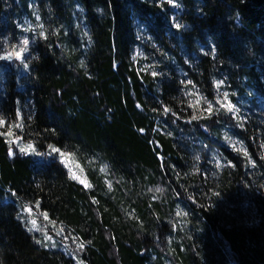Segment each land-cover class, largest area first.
<instances>
[{"label": "trees", "instance_id": "16d2710c", "mask_svg": "<svg viewBox=\"0 0 264 264\" xmlns=\"http://www.w3.org/2000/svg\"><path fill=\"white\" fill-rule=\"evenodd\" d=\"M178 1L171 29L154 0H0V37L31 8L43 27L19 67L0 65V264H77L6 190L76 237L87 264H264V108L254 99L236 123V147L215 136L229 114L207 111L220 81L264 97V0ZM142 43L154 65L135 59ZM9 124L42 160L11 152Z\"/></svg>", "mask_w": 264, "mask_h": 264}, {"label": "rangeland", "instance_id": "374dc122", "mask_svg": "<svg viewBox=\"0 0 264 264\" xmlns=\"http://www.w3.org/2000/svg\"><path fill=\"white\" fill-rule=\"evenodd\" d=\"M156 4L167 9V13L169 16V24L171 29H177L180 26L179 23V13L181 12V5L178 0H154ZM23 12L18 19V28L14 38L4 36L0 37V65H13L15 68L19 67L21 63L24 62V54L28 52L29 47L34 43V41L43 33L42 21L40 15L33 8L30 10ZM83 11L81 10L77 13L76 22L82 23L83 20ZM144 36L142 37L145 41H149L151 34L148 30H145L143 27ZM170 31V30H169ZM176 33L170 31V39L172 40V46L176 49L178 55L182 58L186 59V56L183 54L182 47L178 45V41L176 40ZM27 39L29 41L26 46V50L23 51L18 58L15 55L9 56V53L12 52H20L21 48L24 47L23 40ZM144 42V41H143ZM154 45H158L156 42ZM134 57L137 59L138 63L147 67L149 65H154L156 63L155 55L151 52H147L144 48V44H139L135 48ZM221 82V81H220ZM218 83V91L217 97L215 101H210L209 105L212 106V110L216 114H226L231 117V121L225 120L221 122V125L218 126L215 136L221 143L227 146H239L240 142L235 134V125L238 123L240 119L245 117L248 112L250 106L253 104V100L256 99L261 108H264V97L260 92L256 91L250 85H245V89L241 90L238 88H233L229 84ZM227 93V100L224 99V94ZM221 102L228 103L231 102L234 105V110L229 112L226 108L221 106ZM15 124H9L7 126L6 138L8 143L11 144V152L18 151L20 153L31 154L37 160L43 159V154L39 152L33 143H27L21 141V139L17 136L14 131ZM11 133V135H9ZM202 148V141H200ZM28 145H31V149L27 151H21L22 148H26ZM52 147L50 149V154L57 156L64 165L68 168L70 174L75 179L84 181L86 185L89 184V180L87 177V172L85 167L78 161L76 158L70 153L60 150L59 152H54ZM57 149V148H56ZM61 153L67 155V159L65 156H62ZM212 157H215L216 154L214 150L211 151ZM219 162V159H216ZM102 169L106 171V167L103 165ZM6 197L12 201H16L15 203L18 205L20 209V217L25 224L26 228L34 233L36 239L50 247L51 249H60L67 254L72 255L77 264H87L81 257L78 252L80 248V242L76 237L72 236L70 233L66 232L62 225L54 220H52L44 211L39 209V205L36 203L34 205L28 204L19 198L14 192L6 190ZM31 209V211H28ZM33 220H35V225H33Z\"/></svg>", "mask_w": 264, "mask_h": 264}, {"label": "snow or ice", "instance_id": "6c2138e0", "mask_svg": "<svg viewBox=\"0 0 264 264\" xmlns=\"http://www.w3.org/2000/svg\"><path fill=\"white\" fill-rule=\"evenodd\" d=\"M28 43H29V41L27 39L23 40L24 47L21 48V51L20 52L9 53V56L15 55V56H17L19 58L21 53L26 50V46L28 45ZM220 83H223V82L221 81ZM217 87H219V85H217ZM224 99L227 100V93L224 94ZM221 106L226 108L229 112H232L234 110V105H232L231 102H228L226 104L221 102ZM207 111H209V112L212 111V106L211 105H209ZM196 118H197L196 116H193V119H196ZM3 123H4V121L2 119H0V125H3ZM9 135H11V133H9ZM31 147H32L31 145H28L26 148H22L21 151H27L28 149H31ZM53 151L54 152H59L60 150L56 149V148H53ZM61 155L65 156L66 159L68 158L67 155L64 154V153H61ZM74 178H77V177H75V175H74ZM81 182L83 183L84 181H81ZM28 211H31V209H28ZM181 215H183V213H181ZM33 225H35V220H33ZM80 247L82 248L83 244H81Z\"/></svg>", "mask_w": 264, "mask_h": 264}, {"label": "bare ground", "instance_id": "6f19581e", "mask_svg": "<svg viewBox=\"0 0 264 264\" xmlns=\"http://www.w3.org/2000/svg\"><path fill=\"white\" fill-rule=\"evenodd\" d=\"M187 27V26H186Z\"/></svg>", "mask_w": 264, "mask_h": 264}]
</instances>
